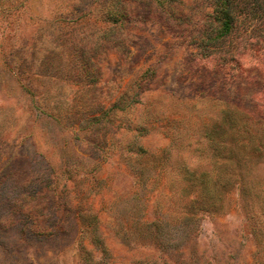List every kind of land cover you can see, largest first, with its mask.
I'll use <instances>...</instances> for the list:
<instances>
[{
	"label": "rangeland",
	"instance_id": "1",
	"mask_svg": "<svg viewBox=\"0 0 264 264\" xmlns=\"http://www.w3.org/2000/svg\"><path fill=\"white\" fill-rule=\"evenodd\" d=\"M214 2L0 0V264H264V67L202 58Z\"/></svg>",
	"mask_w": 264,
	"mask_h": 264
},
{
	"label": "trees",
	"instance_id": "2",
	"mask_svg": "<svg viewBox=\"0 0 264 264\" xmlns=\"http://www.w3.org/2000/svg\"><path fill=\"white\" fill-rule=\"evenodd\" d=\"M239 14H247L255 28L235 51H224L221 45L236 31ZM200 42L204 60L213 59L223 68L231 69L233 74L249 62L264 67V0H215Z\"/></svg>",
	"mask_w": 264,
	"mask_h": 264
}]
</instances>
